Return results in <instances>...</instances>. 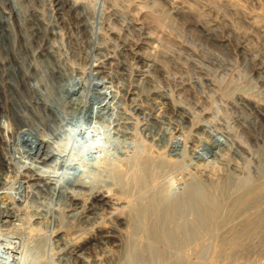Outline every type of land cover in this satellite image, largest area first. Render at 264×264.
Here are the masks:
<instances>
[{"label": "rangeland", "instance_id": "1", "mask_svg": "<svg viewBox=\"0 0 264 264\" xmlns=\"http://www.w3.org/2000/svg\"><path fill=\"white\" fill-rule=\"evenodd\" d=\"M15 1L23 13L19 18L11 0H0V13L10 19L9 42L3 44L0 34V191L9 193L12 201L20 180L31 181L19 191L17 203L9 205L16 206L21 221L14 222L15 227L0 224V246L14 250L28 246L36 259L31 264H138L133 255L140 245L133 243V236L145 239V245L152 237V247L140 246L146 249L142 264H264V211L261 223L254 216L249 217L253 224L245 219L249 212L264 208V0H66L77 7L63 11L59 0ZM175 2L181 12L173 11ZM52 69L64 81L79 85L82 102L74 111L86 114H80L81 119L62 122L32 103L36 94L29 89L30 76L51 75ZM153 92L188 112L190 122L153 99ZM67 109L74 112L73 105ZM49 119L58 124L54 127L59 132L50 131ZM18 120L35 126L47 146L63 154L71 167L60 168L58 178L40 177L53 168L18 140ZM176 124L184 127L185 135L176 133ZM195 134L201 138L195 139ZM215 152L228 155L225 160L231 164L221 165ZM144 154L170 162L156 173L155 182L145 183L139 171ZM101 156L120 167L122 185L128 184L127 194L133 195H119L122 198L113 206L92 204L97 188L70 183L79 162L93 164ZM198 166L205 167L203 174ZM232 175L242 189L230 192L217 227L195 247H178L171 241L166 246L150 227L145 233L138 227L135 234L129 230L131 206L142 202L147 206L144 223L149 225L155 220L153 204L160 202L169 185L174 195L190 177L219 183ZM118 187L111 193L121 194ZM257 187L260 191H252ZM250 190L246 207L256 205L235 221L232 203ZM104 226L122 231L103 245L93 242L78 257L75 242L99 238Z\"/></svg>", "mask_w": 264, "mask_h": 264}, {"label": "bare ground", "instance_id": "2", "mask_svg": "<svg viewBox=\"0 0 264 264\" xmlns=\"http://www.w3.org/2000/svg\"><path fill=\"white\" fill-rule=\"evenodd\" d=\"M57 2V1H56ZM176 3V2H175ZM173 3V11H177V12H181L182 11V7H178L177 5H179V3ZM11 4L12 7L14 9V13L15 15L19 18L21 15H23L22 13V9L17 5L15 0H11ZM172 4V3H171ZM59 5L61 7V10L63 8H70L75 9L77 6L75 3H71V2H67L66 0H59ZM172 6V5H171ZM59 7V8H60ZM58 8V9H59ZM180 9V10H179ZM185 9V8H184ZM179 10V11H178ZM60 11V10H59ZM63 11V10H62ZM248 18V17H247ZM9 18L5 17L2 13H0V34H1V38L3 39V44H5L6 42H9L10 40V34L8 31V25L7 23L9 22ZM35 20V19H34ZM56 34V33H54ZM6 41V42H5ZM53 48V47H52ZM51 51V49H50ZM52 53V51H51ZM53 54V53H52ZM108 54V53H107ZM105 56V55H104ZM113 56V55H112ZM102 57V56H101ZM107 60L110 61V59H112L111 56H106ZM106 59V58H105ZM48 60V59H47ZM103 61V60H102ZM101 63V62H100ZM56 64V63H55ZM53 64V65H55ZM58 65V64H56ZM108 65V64H106ZM105 65V67H107ZM101 66V64H100ZM59 67L56 66V68ZM103 67V66H102ZM119 67V66H117ZM53 68V67H52ZM55 68V69H56ZM62 67H60L61 70ZM123 69V68H122ZM126 70V68H124ZM123 69V70H124ZM98 70L101 72L100 67H98ZM106 70V69H105ZM59 71V69H58ZM113 71V70H112ZM121 71V70H119ZM56 72V70H55ZM99 72V73H100ZM114 72V71H113ZM117 72V71H116ZM61 72L59 71V74ZM63 73V71H62ZM121 73V72H120ZM98 74V73H96ZM104 74V73H103ZM112 74V73H111ZM62 75V74H61ZM59 75H55V73H53V69H52V74L51 75H44V73H41L40 75H31L30 76V91L34 94H36V96L33 98L34 101H32V103L34 102V104L36 105V108H40L42 109V111L46 112V110H49L53 116H57L58 119H62V122H64V120H66L67 118L73 119V120H79L81 119L83 116L82 113L79 114L76 113V110L82 102V100L80 99V91L78 88V84H75L74 82H66L63 80V77ZM112 76V75H111ZM105 78V77H103ZM108 78V77H106ZM115 79V78H114ZM116 84V83H115ZM134 89V88H133ZM137 91V90H136ZM139 91V90H138ZM129 92V91H128ZM136 93V92H135ZM135 93H132L130 95H135ZM138 93V92H137ZM154 93V92H153ZM102 95V94H101ZM127 95V94H126ZM138 95V94H137ZM141 95V93H140ZM153 95V99H157L159 100L163 106H168L170 107L169 109H171V111L173 112H178L181 114V119L183 122L187 123L190 122V114H188V112L185 111H180L175 109V107H173V105L169 102V98H167L166 96L162 95V93H158L155 92ZM150 96V95H149ZM141 97V96H140ZM150 98V97H149ZM137 99V98H136ZM140 100V98H138ZM135 100V98H134ZM138 101V100H137ZM158 101V102H159ZM157 102V101H156ZM89 104V103H88ZM67 105H73V113H69L68 109H67ZM172 105V106H171ZM81 106V105H80ZM83 106V105H82ZM34 107V108H35ZM86 107V106H85ZM141 107V106H140ZM89 110V108L87 109ZM37 111V109H36ZM72 111V110H71ZM85 111V109L83 110V112ZM141 111V110H140ZM144 111V110H143ZM87 112V111H86ZM85 112V113H86ZM90 113V112H89ZM81 114V115H80ZM86 115V114H84ZM134 115V114H133ZM20 116V115H19ZM21 117V116H20ZM49 117V116H48ZM166 117V116H165ZM22 120V118H20ZM21 120L19 121V125L17 124L16 127H18V131H17V138L19 141H21L22 143H24L23 146H27L30 150V154H32L34 157L38 158L41 160V162L46 163V164H50V166L53 168V171L51 172V174L45 175V176H40V177H56L58 178L59 174L57 175V171L60 168H67V167H71L70 164H67V162H65L64 159H62L60 156L57 154V152H54L50 149L49 146H47V142L46 139L41 138L37 129L35 128V126L33 127L31 126H26L23 125V122ZM24 120V119H23ZM51 119H49L50 121ZM170 120V119H169ZM54 121V120H53ZM52 120L49 122L50 125V131L51 132H59L60 130L58 128H55L54 126L57 127L58 124L54 125V122ZM67 121V120H66ZM65 121V122H66ZM25 122V120H24ZM28 122V120H27ZM26 123V122H25ZM175 124V123H174ZM173 125V124H172ZM26 126V127H25ZM59 127V126H58ZM175 131L176 133L179 135L180 134H184L185 130L184 127H182V125L180 124H176L175 125ZM58 129V130H57ZM203 129H200L199 131H201ZM136 131V130H135ZM137 135V134H136ZM185 135V134H184ZM199 135L200 134H195V139L199 140ZM18 141V142H19ZM154 142V141H153ZM196 142V141H195ZM20 143V142H19ZM152 146V145H151ZM55 147V146H54ZM101 149V148H100ZM27 150V149H26ZM54 150V149H53ZM56 150V149H55ZM103 150V149H102ZM102 150H98L99 152H102ZM149 146H148V151H149ZM58 151V150H57ZM137 151V150H136ZM151 151V150H150ZM61 152V151H60ZM105 153V152H104ZM135 153V152H134ZM159 153V152H158ZM218 153V152H215ZM214 153V154H215ZM220 153V152H219ZM218 153V154H219ZM103 154V153H102ZM148 154V153H147ZM217 154V158L220 161L221 165H230L231 163H226L228 162L226 159V157L224 155H226L225 153L222 154ZM158 156H160L158 154ZM216 156V155H215ZM228 156V155H226ZM65 157V155H64ZM87 157V156H86ZM107 157V156H106ZM105 156L101 158L99 157V160H97L96 162H94L93 164H89L85 161H82L81 163L79 162L78 164V169L76 171V173H74L72 176L71 182L68 178V181L72 184L73 186H77V187H86L91 189L92 191H94L97 188V192H95L93 194L94 196V201L92 204L94 205H101L102 206H113L115 203V201H119L120 196L119 195H126L127 197V193L129 192V188L130 187L128 184V187L123 186L122 184H124V180H123V172L122 170L117 167L114 166V164L112 165V163H109L107 158ZM145 157V154H144ZM151 157V155H150ZM149 155L144 158V160L140 159V164L137 161H134L135 164L136 162L141 166V169L139 170L141 173H143V175L146 177L144 178L146 180L145 183H147L150 179H154L156 177V173H160L162 172L161 170H163V168L167 167V165H169V160H166L165 158H161L158 157V159L153 160L152 158H150ZM168 157V156H167ZM79 158V157H78ZM77 158V159H78ZM33 159V158H32ZM82 159V158H80ZM79 159V160H80ZM169 159V158H168ZM172 159V158H171ZM170 159V160H171ZM84 160V159H83ZM132 160V159H131ZM76 161V160H75ZM139 161V160H138ZM142 161V162H141ZM172 161V160H171ZM78 162V161H77ZM103 164H102V163ZM175 162V161H174ZM76 163V162H75ZM131 163V162H130ZM234 163V162H233ZM232 163V164H233ZM0 164H2L0 162ZM102 164V165H101ZM228 165V166H229ZM118 166V164H117ZM138 166V165H137ZM234 166V168H238L236 164H233L232 167ZM7 167V166H6ZM48 167V166H46ZM124 167V166H123ZM148 167V168H146ZM200 167V166H198ZM129 168V167H128ZM131 168V167H130ZM205 168V167H204ZM203 167H200L198 170L199 172L201 171V169H204ZM213 168V167H212ZM47 169V168H46ZM68 169V168H67ZM134 169V166H133ZM230 169V168H229ZM49 170V169H47ZM71 170V169H70ZM137 170V169H136ZM160 170V171H158ZM215 170V169H214ZM236 170V169H235ZM37 171V170H36ZM131 171V170H130ZM139 171H135V174L138 172V174L141 176L140 178H143L144 176H142L140 174ZM206 172V170H204ZM209 171V170H208ZM238 171V170H236ZM48 172V171H47ZM197 172V171H196ZM220 172V171H219ZM235 172V171H234ZM49 173V172H48ZM202 173V171L200 172ZM204 173V172H203ZM202 173V174H203ZM234 174V173H232ZM43 175V173L41 174ZM138 175V177H139ZM235 175V174H234ZM69 176V177H71ZM190 176V175H189ZM229 176V175H228ZM227 178L225 177L223 181H219V183L216 182H211L207 179H201L198 177H193V178H189L191 180L186 181V184L182 183L183 186L182 188H180V191L175 193L173 196L170 195V189L172 188L171 185H169V188L165 191V193L168 196H165L166 194L164 193V197H162L160 199V202L153 204V210H154V221H151L149 225H145L144 223V217L146 216L145 213V208H147V206L145 204L142 205V203H138L135 204L133 206H131L130 204H128V206H131L130 209V213H129V217H128V226H129V230L134 231V234L136 233L135 228L138 227L137 229H140L141 231H144L145 233V227H150V230H154V232L156 233V239L157 237H159L161 239V241L166 244V246H168L167 244L169 243V241L171 242H175L176 245L179 244V246H183V247H188L189 245H197V243L202 242L203 239L206 237L207 233L212 232L211 230L214 229L213 227H215L218 223V216H221V212L219 213L221 207L223 208V206H226L225 203L230 199V192L231 191H236L237 189L238 191L241 188V185L238 187L237 183L235 181V178L233 176V178L230 176ZM135 177V175H134ZM160 177V176H159ZM236 177V175H235ZM50 178V177H49ZM137 178V177H136ZM135 179L137 182L140 181L141 179ZM210 178V177H209ZM239 178V177H238ZM133 179V178H132ZM34 180V179H33ZM39 180V179H38ZM43 180V179H42ZM122 180V181H121ZM134 180V179H133ZM153 180V181H154ZM216 180V179H215ZM222 180V179H221ZM258 180V179H257ZM31 180H20L19 182V188L18 190L21 191L23 188L24 184H27L28 182H30ZM37 181V180H36ZM151 181V180H150ZM38 182V181H37ZM36 182V184H37ZM50 182V181H49ZM122 182V183H121ZM142 182V180L140 181ZM144 182V181H143ZM152 182V181H151ZM155 182V181H154ZM185 182V181H184ZM35 183V182H34ZM128 183V182H127ZM136 183V182H135ZM33 184V183H32ZM70 184V185H71ZM264 184V183H262ZM34 185V184H33ZM42 185V184H41ZM46 185V184H45ZM179 185V184H178ZM177 185V186H178ZM28 186V185H27ZM32 186V185H31ZM35 186V185H34ZM101 186V187H99ZM120 186V187H118ZM135 186V185H134ZM149 186V185H148ZM199 186V187H198ZM261 186V185H260ZM13 187V186H12ZM25 187V186H24ZM115 188L118 187V189L120 190L119 192L121 194H114L111 193V188ZM262 187V186H261ZM51 188V187H50ZM200 188V190H199ZM39 189V188H38ZM44 189V188H43ZM42 189V190H43ZM47 189V188H46ZM109 189V190H106ZM7 190V189H6ZM45 190V189H44ZM67 190V189H66ZM113 190V189H112ZM19 191L14 195L13 200L16 202V199L18 198L17 195L19 193ZM29 191V190H28ZM48 191V190H47ZM89 191V190H88ZM118 191V190H117ZM174 191V190H172ZM252 191H260V187H257L255 189H253ZM264 191V190H263ZM25 192V191H24ZM115 192V191H113ZM232 192V195H233ZM235 192V193H236ZM8 193V192H7ZM74 193V192H73ZM155 193V192H154ZM160 193V192H159ZM163 193V192H162ZM169 193V194H168ZM238 193V192H237ZM236 193V194H237ZM250 192L248 191L245 194H241L239 196H237V198L234 200V202L232 203V207L234 208L232 211L231 208V212H232V217H235V221L238 219L237 216H240L241 214H246L247 212H249L251 209H253L255 207V203H251L246 207L247 202L249 201L248 196L250 195ZM9 194V193H8ZM1 192L0 191V224L1 226H5V227H9V226H13L15 227L16 225L14 224V222L16 221H21L18 219V214H17V210L15 209V207L9 208V205L12 204V201H9V195ZM75 194V193H74ZM234 194V196L236 195ZM252 194V193H251ZM254 194V193H253ZM62 195L64 197H67L66 199H68V195L64 192H62ZM118 195V196H117ZM132 194H129L128 196L131 197ZM153 195V194H152ZM238 195V194H237ZM62 196V197H63ZM71 196V194H70ZM133 196V195H132ZM35 197V196H34ZM129 197V198H130ZM236 197V196H235ZM11 198V197H10ZM36 198V197H35ZM125 198V197H124ZM154 197H152L153 199ZM233 198V197H231ZM22 199V198H21ZM19 200V199H18ZM73 200V199H72ZM82 200V199H81ZM115 200V201H114ZM151 201L150 198H145L143 201ZM231 200V199H230ZM149 201V203H150ZM76 202V201H75ZM166 202V203H165ZM231 202V201H230ZM17 203V202H16ZM125 203V202H124ZM227 204V203H226ZM15 205V203H14ZM93 205V206H94ZM127 205V204H126ZM145 205V207H144ZM151 205V204H149ZM156 205V206H154ZM228 205V204H227ZM263 205V204H261ZM77 206V205H76ZM143 206V209L141 210V207ZM90 207V206H89ZM123 207V206H122ZM261 207V206H260ZM257 208L256 210H253V212L250 215H247V217L245 218L246 220L251 216L256 217V223L258 222H262L260 219L263 216L261 213L262 211H264V208ZM92 209V208H91ZM116 209V208H115ZM127 209V208H125ZM261 209V210H260ZM93 210V209H92ZM117 210V209H116ZM95 211V210H94ZM128 211V210H127ZM224 211V210H223ZM91 212V210H90ZM93 212V211H92ZM119 212V211H118ZM124 214V213H123ZM104 216V215H103ZM149 216V215H148ZM233 217V218H234ZM264 217V216H263ZM124 218V217H123ZM237 218V219H236ZM253 218V217H252ZM251 218V220H252ZM146 219V217H145ZM244 219V220H245ZM263 219V223L264 224V218ZM31 220V219H30ZM64 220V219H63ZM152 220V218H151ZM217 220V221H216ZM250 218L249 221L251 222ZM24 222V221H23ZM89 222V221H88ZM122 222V221H120ZM217 222V223H216ZM254 222V221H253ZM95 223V222H94ZM116 223V222H115ZM152 223V224H151ZM252 223V222H251ZM250 223V224H251ZM255 223V222H254ZM255 223V224H256ZM63 224V223H62ZM253 224V223H252ZM251 224V225H252ZM33 225V224H32ZM71 225V224H70ZM250 226V225H249ZM254 226V225H253ZM252 226V227H253ZM264 226V225H263ZM32 227V226H31ZM110 227V226H109ZM124 227V226H123ZM217 227V226H216ZM247 228V227H246ZM251 228V226H250ZM79 229V228H78ZM148 229V228H146ZM229 229V228H228ZM151 230V231H152ZM216 230V228H215ZM247 230V229H246ZM249 230V229H248ZM39 231V230H38ZM122 231V230H120ZM119 231V229H117L115 226L112 229H108V227L104 226L101 227V229L99 228V238H91L86 240L85 242L78 244L77 242H75L76 244H74L73 246V251L75 252V254L79 257L78 254H80L87 246L91 245L93 242H97L100 243V245H103L104 241H109V240H114L115 239V234L121 233ZM149 231V230H148ZM29 232V231H28ZM36 232V231H35ZM59 232V231H58ZM216 232V231H213ZM1 233V232H0ZM143 233V234H144ZM152 233V232H151ZM63 234V233H62ZM61 234V235H62ZM142 234V235H143ZM153 234V233H152ZM234 234V233H233ZM119 235V234H118ZM215 235V234H214ZM141 236V235H140ZM155 236V235H153ZM2 237V236H1ZM8 237V236H7ZM13 237V236H12ZM16 237V236H15ZM25 237V236H24ZM143 237V236H142ZM6 238V236H5ZM10 238V237H9ZM8 238V240H10ZM14 238V237H13ZM145 238V237H144ZM154 238V237H153ZM129 239H131V237H129ZM134 239V244L136 245H143L145 242L144 240H136L133 236ZM163 239V240H162ZM172 239H174V241H172ZM210 239V238H209ZM212 239V238H211ZM7 240V241H8ZM78 240V239H77ZM80 240V239H79ZM132 240V239H131ZM133 241V240H132ZM168 241V243L166 242ZM207 241V240H206ZM13 242V239H12ZM12 242L10 243L12 245ZM21 242V241H20ZM113 242V241H112ZM155 241L152 240V237L150 239L146 238V245L144 247H146L147 245H153ZM9 243V242H8ZM7 243V244H8ZM102 243V244H101ZM21 244V243H20ZM2 245V244H1ZM8 244V246H11ZM38 245V244H37ZM41 245V244H40ZM39 245V246H40ZM174 248V244H170L169 246H172ZM6 246V245H5ZM14 246V245H13ZM16 246V245H15ZM30 246V244H29ZM140 246H136V250L134 252V258H139V261L137 262L138 259H136V263L138 264H142L140 259H144V261L146 260L145 258H142L145 256V251L146 249L143 251V247L140 248ZM178 246V245H177ZM175 246V247H177ZM178 246V247H179ZM23 249H22V248ZM18 247L19 249L21 248L22 250H14L13 248L11 249H7L5 247L0 246V264H31L33 258L35 259V257L33 256L34 250L32 251L33 253L31 254V251L28 252V246L24 249L23 246ZM35 247V246H34ZM149 247V246H148ZM182 247V249H183ZM195 247V246H194ZM16 248V247H15ZM17 248V249H18ZM31 248V247H30ZM40 248V247H39ZM181 248V247H180ZM191 248V246H190ZM179 249V248H178ZM175 250V249H174ZM39 251V249L37 250V252ZM169 251V250H168ZM172 251V250H171ZM170 251V252H171ZM181 251H184L180 249V253ZM40 252V251H39ZM38 252V253H39ZM177 252V251H175ZM36 253V252H35ZM38 253H36L38 255ZM172 253V252H171ZM40 254V253H39ZM149 254V253H148ZM176 257L178 256V253H175ZM191 254V253H190ZM82 255V254H81ZM182 255V253H181ZM188 255V254H187ZM83 256V255H82ZM174 256V257H175ZM180 256V255H179ZM178 256V257H179ZM184 259L187 258L185 257V255H183ZM41 257V256H40ZM146 257V256H145ZM39 257L37 256V259ZM133 258V259H134ZM181 258V256H180ZM196 258V257H195ZM85 259V258H84ZM36 260V259H35ZM183 260V259H182ZM134 261V260H133ZM151 263V261H149ZM154 262V261H153ZM178 262V261H177ZM146 263V262H143ZM148 263V262H147ZM180 263V262H179ZM183 263V262H182ZM180 263V264H182ZM185 263V262H184ZM183 263V264H184ZM96 264V263H95ZM120 264V263H119ZM134 264V263H133ZM149 264V263H148Z\"/></svg>", "mask_w": 264, "mask_h": 264}]
</instances>
